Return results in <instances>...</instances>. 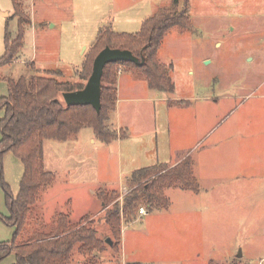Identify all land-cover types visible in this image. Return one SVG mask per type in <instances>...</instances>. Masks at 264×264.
Returning <instances> with one entry per match:
<instances>
[{"label": "rangeland", "instance_id": "1", "mask_svg": "<svg viewBox=\"0 0 264 264\" xmlns=\"http://www.w3.org/2000/svg\"><path fill=\"white\" fill-rule=\"evenodd\" d=\"M65 1L34 0L31 16L38 31L35 45L32 44L30 27H25L24 48L19 57L0 68V97L7 94L6 80L17 81L21 76L41 75L58 82L85 84L86 81L76 75L84 59L80 44L85 43L89 48L96 35L90 37V31L84 25L76 26V29L58 26L54 30L46 26V19H56ZM190 1L189 14L194 29L180 35L179 29L172 30L162 41L157 56L159 64L166 67L172 65L170 74L177 97L233 94L235 100L232 101L196 102L203 113L204 127L199 133L208 132L215 121L221 120L229 110L240 104L227 118L235 120L244 115L248 135L259 142L254 143L256 146L260 145V151L255 147L254 157L259 153L264 163V99L250 97L241 100L256 88L255 95L264 93V0H214V5L208 0L210 8H206L205 0ZM179 3V9H183L184 0H179ZM22 5L25 16H30L28 0H23ZM2 11L7 12L8 17L1 15ZM13 14L12 2L0 0V59L4 53L5 30L10 33L11 40L17 35L18 20ZM114 25L112 29L118 33H137L140 30L137 23ZM229 26L234 28L231 30ZM80 40H83L82 43ZM216 43L221 46H216ZM35 48L37 59L50 65L51 70L24 64ZM247 56L253 57L254 61L246 64L244 59ZM59 71L61 75H57ZM137 106L140 107V114L133 122L136 133L132 137L138 146L136 154L123 148L118 154L113 147L108 154L107 148H104L106 145L99 142L93 147L79 142L80 136L84 138L86 132H91L90 128H85L81 135L67 142L44 140V157L49 163L44 168L55 174V181L49 191L41 194L33 209L38 221H31L27 232L48 233L55 216L68 213L70 223L82 224L86 229L93 228L99 241H114L103 217L114 209L116 202H119L121 210L123 196L131 192L126 181L134 169L142 168V164L173 162L199 138L194 115L183 111L187 106L180 109V105L170 106L168 102L155 100L152 106L155 107L157 126L153 132L149 131V123L143 116L144 111L148 113L152 107L147 105L144 109L140 103ZM167 116L172 121V131L165 132ZM3 117L4 111L0 110V119ZM141 149L144 156L140 154ZM168 151H172V155ZM85 152L94 156L93 162L86 160ZM76 157H83V164L80 161L74 163ZM261 168H258L261 173L259 190L250 187L254 182L248 180L249 188L234 192L233 204L237 206L230 211L225 210L222 214L220 210L219 214L214 208L208 212V217H204L199 195L195 197L187 191L166 189L164 196L171 202L167 210L147 213L146 206L141 205L136 213L138 218L132 224L127 225L122 219V242L118 250L104 244L103 252L87 254L80 252L76 244L70 264H264V167ZM2 174L12 194L17 195L23 176L22 166L10 152L4 156ZM81 180H84V185L77 182ZM88 188L94 191V195L99 190H115L118 199L103 207L96 197H89ZM186 207L190 211L182 212ZM140 208L145 209L146 215L138 216ZM84 212H87L86 215L81 216ZM0 214L8 217L6 205L0 206ZM14 232V226L0 221V243L11 241ZM26 238L20 239L17 245L25 246Z\"/></svg>", "mask_w": 264, "mask_h": 264}, {"label": "trees", "instance_id": "2", "mask_svg": "<svg viewBox=\"0 0 264 264\" xmlns=\"http://www.w3.org/2000/svg\"><path fill=\"white\" fill-rule=\"evenodd\" d=\"M13 16L17 18V35L10 39L5 30L3 41L4 53L0 59V68L12 63L22 49L24 29L30 25L29 16L23 12V0H10ZM178 0H173L170 10L161 12L142 23L136 34H118L110 29H100L95 46L86 54L79 74L81 80L87 81L92 70L93 59L102 49L130 51L141 65L132 62H117L107 65L102 73L100 87V111L96 113L90 106L66 107L61 95L83 89L81 83L58 82L54 78L41 75L21 76L15 81L7 79V94L0 97V110L4 117L0 119V189L4 194V204L8 217L0 214V221L15 227L13 239L0 243V261L15 255L14 264H70L73 248L84 253L103 252L106 239L102 242L96 238L93 228L70 223L68 213L57 214L48 233L27 232L31 221H38L33 209L39 202L41 194L49 190L55 181V174L44 170V140L67 142L84 128H91L97 140L109 144L116 140L118 133L110 123L115 110L117 98L116 80L120 71L133 72L143 78L150 89L160 93L172 94L174 86L169 67L159 64L158 52L163 39L175 28L180 32H191V18L184 6L178 10ZM56 74V73H55ZM58 75V74H57ZM123 134H120L122 137ZM10 152L22 166L23 176L19 192L13 195L8 184L4 182L2 166L4 156ZM191 160L186 158L176 167L167 169L166 164H155L148 168L137 169L126 181L131 190L114 209L103 217L113 242L109 247L118 250L121 243L122 219L127 225L137 220V209L146 206L147 213L153 210H166L170 200L164 196L166 189H182L198 192L191 168ZM96 199L105 207L118 199L116 191L95 193ZM37 223V222H36ZM27 237L25 246L17 242ZM139 264V263H130Z\"/></svg>", "mask_w": 264, "mask_h": 264}, {"label": "crops", "instance_id": "3", "mask_svg": "<svg viewBox=\"0 0 264 264\" xmlns=\"http://www.w3.org/2000/svg\"><path fill=\"white\" fill-rule=\"evenodd\" d=\"M186 1L187 3L185 5V0H184V6L189 14L191 12L190 11L191 1L190 0H186ZM212 1L214 0H211V3ZM33 4H34V0H28V6H29L28 8H30L31 13L29 16L30 25L27 26V29L28 27H30L32 44L35 45L38 31L36 29V21L34 20L33 16H31L32 12L34 13ZM212 5L214 4L212 3ZM179 6L180 3L178 0L176 8L178 10H181L179 9ZM205 6L206 8H210L211 7L210 1L205 0ZM172 7H173V0H165V1L66 0L65 4L63 3L61 5L60 13L56 17V19L55 18L52 19L50 17L46 19V23H47L46 26H49L50 30H54L58 26L61 27L72 26L74 27L73 29H76V26L84 25L87 26V29L90 31L89 32L90 37L96 35V39H97V35L100 29H110L111 31H114L112 29V27L115 26L114 24H128V23H137V26H139L140 28L145 20L153 17L156 14L170 10L172 9ZM1 15H3L4 17H8L7 12L2 11ZM230 27L231 30L232 28H234L232 26H229V28ZM24 32L26 34V30H24ZM71 32L75 33V30H71ZM128 33L119 32L118 34H128ZM183 33L186 32H180L179 35ZM129 34H136V33H129ZM24 39H25V35H24ZM24 39H23V44H24ZM82 41L80 43H82ZM95 42L92 43L91 44L92 46H90L89 48L88 45H86L85 43L80 44V50L83 49L82 55L84 56V58L86 54H88L89 51H91L92 48L95 46L94 45ZM216 46H221V44L216 43ZM23 48L21 49V51L23 50ZM79 54L81 55L80 51ZM37 60H38L37 53L35 48V52L33 50L30 59L26 60L24 64L25 65L32 64L34 68L36 66L42 68L47 67L50 69L51 66L48 65L46 62L39 60L37 62ZM244 61L246 62V64L251 63L254 61V58L247 56L245 57ZM16 62L17 60L15 61V63ZM20 62L22 63V61ZM57 74L61 75V72L59 71ZM243 75L249 77L245 73ZM115 86H116L117 98L114 106L115 110L111 116L112 120L110 119V123L112 124L114 131L118 133V137L116 138L115 141L106 144L97 140L94 136L92 129L90 128L91 132L88 133L86 132L85 133L86 137L84 138L80 136L81 139H79V142L86 143V145H90L91 147H93L96 142H99L103 145H106L104 146V148H107L108 154H110L111 151L110 149L112 147L115 148V151L118 152V154L122 148L126 150L128 153H132L133 151H135L136 154L138 150V146L136 145L135 138L132 139V137L134 136L133 133H136L134 130L133 122L136 120V117L140 114V107H138L137 104L139 103L142 104L144 109H146L147 105L149 106V108L152 107L148 113L144 111L143 114V116L146 118V122L149 123L150 132H153L157 126L154 117L156 112L155 107L152 106L155 100H159L160 102H168L170 106L180 105L179 107L180 109L181 106L184 107L187 106L186 108L183 109V111L189 112L191 115H194L193 119L194 121H196V129H197L196 135L198 134L199 136L198 142H195L193 145H191L188 151L187 150L183 151L184 152L182 153L183 155H181L177 160L173 162H167V163L164 162V163L170 166L169 168H173L179 165L181 161L185 160L186 158H189L192 164L191 165L192 174L196 183H198L199 190L196 193L188 190H182V189L180 190L190 192L195 197L199 195V199H202V203H201L202 215L204 217H208L209 216L208 212L211 209L213 210L214 208L218 209L219 214H221L220 210L222 211V214H224L225 210L230 211L231 208L236 207L237 204H233L235 203L233 202L234 192L240 188L241 189L244 188L245 190L249 188V185L247 184L248 180L254 182L253 186L250 187H252L256 191L257 188L259 190L261 183L260 181L261 173L259 170L262 169L261 166L264 167L263 158L260 157V154L258 153L254 157L255 147H257V150L260 151L259 150L260 145L256 146V144L254 143L258 144L259 142H257L250 135H248V131H247L248 126L244 115H241L235 120L228 119L230 117V116L228 117V115H232L235 109L239 107L240 104L229 110L221 120L215 121L213 127L210 128L208 132L199 133L200 128L204 127L202 121L203 113L201 109H198L199 107H197L196 102L209 101V100L215 101V103H218V101H223V102L232 101L235 100L233 94H225L220 97H217L216 94H213L212 96L209 97H203L199 95L177 97L176 91L174 89H173L174 92L172 94H167L163 92L160 93L150 89L147 85V82H145L143 78L139 77L138 75H135L131 71L130 72L120 71L117 75ZM256 89L245 95L241 100L243 101L250 97L254 99L256 97L259 99H264V93L259 95H255V93H253L256 91ZM154 93H157L159 96H154L155 95ZM165 122H166L165 132H167V130L170 129L172 131V125H171L172 121L168 119V116ZM217 126L219 127L216 128ZM220 127L221 129L218 130ZM83 130H81L77 135L78 136L81 135ZM121 133L123 134L122 137H120ZM124 141L127 142L125 143ZM208 141L210 143L207 145ZM196 152L197 154L195 155V157H193V155ZM85 153L86 156L88 157L86 158V160L87 161L91 160V162H93L94 156L92 154H88L87 152ZM168 153L172 155V151H168ZM140 154L143 156L145 155L142 149L140 150ZM43 157H44V149H43ZM79 161L81 162V164H83V157H76L74 159V163L76 164L79 163ZM47 164L49 163L47 159L44 157L43 166L45 167ZM148 164H142V166L140 167L148 168V166H152L160 163H155L151 165ZM142 168H138V169H142ZM136 170L137 169H134V171ZM239 170L240 172L237 173ZM251 172H253L252 176L250 175ZM132 174L133 173H131V175ZM262 180H264V176ZM77 182L79 183V185H84V180ZM239 182L241 183L239 184ZM174 190H179V189H174ZM87 194L89 195V197H91V195L95 197L94 191H92L90 188H88ZM0 206H5L4 194L1 189H0ZM170 206H171V202H170ZM187 207L184 210H182V212L185 211L189 212L190 210H188ZM193 212H195V210H193ZM84 213L85 214H82L81 216H85L87 212ZM48 219H50V217ZM121 242H122V237H121ZM120 247H121V243H120ZM14 263H15L14 254H10V256L0 261V264H14Z\"/></svg>", "mask_w": 264, "mask_h": 264}, {"label": "water", "instance_id": "4", "mask_svg": "<svg viewBox=\"0 0 264 264\" xmlns=\"http://www.w3.org/2000/svg\"><path fill=\"white\" fill-rule=\"evenodd\" d=\"M117 62H132L141 65L130 51L110 49L106 47L98 52L93 59L92 70L88 80L85 82L83 89L63 93L62 100L66 107H84L90 106L96 113L100 111V87L104 68L109 64ZM110 245L111 241L106 239Z\"/></svg>", "mask_w": 264, "mask_h": 264}, {"label": "built area", "instance_id": "5", "mask_svg": "<svg viewBox=\"0 0 264 264\" xmlns=\"http://www.w3.org/2000/svg\"><path fill=\"white\" fill-rule=\"evenodd\" d=\"M144 215H146V211H145V209H144V208H140V209L138 210V216L140 217V216H144Z\"/></svg>", "mask_w": 264, "mask_h": 264}]
</instances>
